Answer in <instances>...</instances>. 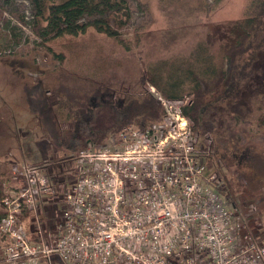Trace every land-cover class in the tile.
<instances>
[{"label":"rangeland","instance_id":"obj_1","mask_svg":"<svg viewBox=\"0 0 264 264\" xmlns=\"http://www.w3.org/2000/svg\"><path fill=\"white\" fill-rule=\"evenodd\" d=\"M248 1L219 0L216 4L215 0H126L128 16L117 15L116 5L84 13L75 22L68 17L59 18L62 13L58 11L53 25L39 30L41 13L36 0H0V200L6 192L9 194L11 176L21 164L39 166L47 177L55 174L52 166L59 160L60 166L63 165L62 177L53 183H58L60 191L73 179L80 151H95L104 146L113 150L120 131L143 128L129 123L109 132L101 142L94 140L111 125L112 119L120 118L121 101L141 98L146 93L156 101L157 96L166 98L146 79L148 70L157 62L188 56L199 40L223 49L231 41V29L242 18ZM92 22L121 34L132 48L125 50L111 36L92 28L78 34L81 25ZM67 31L74 35H63ZM14 34L15 38L10 39ZM56 54H61L62 60ZM191 98V94H184L178 99L187 102ZM186 102L179 101L180 106ZM227 102L228 109L221 113L224 120L220 124L227 127L233 114L246 113V120L238 128H246L253 136L251 140L261 144L263 134L255 119L260 113L257 107L264 103V57L260 72L236 87ZM159 105L161 115L146 126L154 131L169 117ZM189 125L192 128L190 119ZM168 127L164 126V131ZM223 132L230 138L232 132ZM207 136L210 139L198 136L196 148L200 158L208 171L218 173L215 168L219 171L221 177L217 174V178L223 183L220 189L223 197L237 205L236 211L245 218L249 229L250 218L255 219L260 235L256 240L251 237L245 240L264 246V225L260 226V222L264 223V212L258 209L264 185L253 192L245 191L244 187L232 191L228 178L234 162L230 167H220L212 155L218 143L211 134ZM85 138L89 139L82 144L80 141ZM231 144L228 143L230 149ZM124 148L122 142L117 149ZM44 199L49 202L45 210L49 216L55 205L50 198ZM3 244L0 235V264H8L2 258Z\"/></svg>","mask_w":264,"mask_h":264},{"label":"built area","instance_id":"obj_2","mask_svg":"<svg viewBox=\"0 0 264 264\" xmlns=\"http://www.w3.org/2000/svg\"><path fill=\"white\" fill-rule=\"evenodd\" d=\"M157 101L169 114L165 124L120 131L113 150L80 151L73 179L60 191L39 166L23 163L13 172L0 200L5 263L263 264L264 246L245 240L259 235L230 207L222 181L198 154V136L179 103L186 100ZM42 197L59 205L44 226ZM25 209L36 220L31 239Z\"/></svg>","mask_w":264,"mask_h":264},{"label":"trees","instance_id":"obj_3","mask_svg":"<svg viewBox=\"0 0 264 264\" xmlns=\"http://www.w3.org/2000/svg\"><path fill=\"white\" fill-rule=\"evenodd\" d=\"M36 3L41 13L37 23L40 26L39 30L52 26L56 17L55 13L58 11L62 13L59 18L67 19L68 17L73 22L77 21L84 13L95 12L106 6L116 5L117 15L128 16L129 12L126 0H36ZM215 3H219V0H215ZM89 28L111 36L127 51L132 48V44L125 41L121 34L109 32L105 26L97 22L81 25L78 28V34ZM39 30L37 33H40ZM70 34L72 35V32L67 31L63 35ZM231 35V41L220 50L205 40H199L188 56L157 62L153 68L148 70L146 79L166 98L178 99L184 94L192 95L190 101L182 107L183 114L192 122V130L197 136L205 137L204 139H210L208 134L213 136L212 138L218 143V146L212 150V155L217 158L220 167H230L231 162H234L232 175L228 178L232 191L236 192L239 188L244 187L245 191L253 192L261 189L264 185V103L257 107L260 113L255 119L263 134L261 144L251 140L253 136L246 128H242V130L238 128V124L246 120L244 118L246 113L233 114L229 118L227 127L220 124V120H224L221 113L228 109L227 100L236 87L260 72V61L264 57V0L248 1L242 18L238 19L232 27ZM14 38L15 34L10 39ZM56 55L62 60L61 54ZM223 101L226 103L221 105L220 103ZM119 109L120 118L112 119L111 125L101 130L97 138L94 139L95 142H101L109 132L117 131L129 123L146 127L148 122L157 119L162 111L159 103L147 93L141 98L131 97L127 101H121ZM223 130L228 133L232 132L230 138L224 136ZM88 139L85 138L80 142L86 144ZM230 142L232 143L231 149L228 145ZM73 148L78 147L74 146ZM58 162L60 161L57 160L52 166L55 174H47L48 179L55 178L49 179L51 183L58 182L56 179L62 177L60 175L63 172V165L60 166ZM209 164L213 166L211 162ZM215 170L219 175V171L216 168ZM44 175L46 176V174ZM219 176L221 177V175ZM56 182L53 183L54 186L58 184ZM44 198H40L38 202L43 207V213L39 218L42 226L45 225L43 218L47 217L45 210L49 203ZM51 203L55 205L54 209L50 211L53 218L59 211V205L55 201H51ZM230 204L237 208L234 202H230ZM258 209L262 213L264 212V196L258 204ZM3 215L4 210L0 204V218ZM22 219L25 222L29 238L36 237V220L31 210L25 209ZM253 220L255 219L251 220L250 218L251 230L254 235L258 236L260 232ZM261 225L264 223L260 222Z\"/></svg>","mask_w":264,"mask_h":264},{"label":"crops","instance_id":"obj_4","mask_svg":"<svg viewBox=\"0 0 264 264\" xmlns=\"http://www.w3.org/2000/svg\"><path fill=\"white\" fill-rule=\"evenodd\" d=\"M49 217L51 218V222H52L53 218L51 217V213H50L49 216H47V217L44 216V218H43L44 223H43V224H46V223L48 224ZM40 263H41V262H40ZM40 263H39V264H40ZM25 264H26V263H25Z\"/></svg>","mask_w":264,"mask_h":264}]
</instances>
